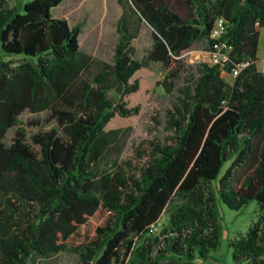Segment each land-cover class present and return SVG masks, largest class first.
Wrapping results in <instances>:
<instances>
[{"label":"trees","instance_id":"trees-1","mask_svg":"<svg viewBox=\"0 0 264 264\" xmlns=\"http://www.w3.org/2000/svg\"><path fill=\"white\" fill-rule=\"evenodd\" d=\"M61 1L25 0L18 10L0 0V264L58 251L74 253L75 264H199L218 243V204L237 210L250 200L257 219L227 245L232 264H264V72L256 67L264 0H115L111 63L97 61L90 77L79 26L50 15ZM217 17L228 62L195 63L196 76L165 111L171 134L142 139L102 167L117 133L107 123L138 112L123 101L137 90L132 75L158 63L156 84L170 92L192 45L208 48ZM140 22L151 42L136 60L130 41ZM240 61L247 64L226 83L220 71ZM24 110H48L55 127L26 138ZM162 213L166 222L152 234Z\"/></svg>","mask_w":264,"mask_h":264},{"label":"rangeland","instance_id":"rangeland-1","mask_svg":"<svg viewBox=\"0 0 264 264\" xmlns=\"http://www.w3.org/2000/svg\"><path fill=\"white\" fill-rule=\"evenodd\" d=\"M19 7L21 4L16 6L18 10L21 9ZM173 7L182 15L186 13L185 7L180 1H176ZM49 12L51 17L64 19L70 26H79L78 48L93 58L86 72H83L84 77H90L92 73L97 71V61L111 63L113 46L117 38L115 22L120 14V8L115 0H64L61 4L51 8ZM137 28V35L130 41V46L132 57L139 60L148 49L151 39L150 29L144 22L138 23ZM263 40L264 31L260 30L258 57L262 54ZM198 62L208 63L207 53L202 42L194 43L183 58V63L187 66L186 71L169 77V81L174 85L170 92H165L160 85L156 84L163 78L158 63L150 62L146 67L140 68L132 75L129 82L135 79L137 90L126 94L123 101L125 107L130 109L136 107L138 112H132L125 116L115 114L107 123L106 128L116 129L117 133L114 141L109 145L110 149L105 153V163L101 164L102 167L119 155H128L130 146L142 139L154 135L162 141L171 134L170 130L164 127L165 111L171 107L172 103H176L178 89L185 85V80L189 74H192L193 77L196 76L197 72L193 65ZM220 76L226 83L231 84L233 77L228 73L222 72ZM18 121L25 130L26 138L37 130L55 127V122L50 118L48 110L38 113H30L24 110L19 114ZM34 121L37 123H31ZM155 121L158 123L157 125L154 123ZM13 132L14 126L5 132L2 138L5 145L10 142ZM34 148L37 149L35 145ZM224 166L225 164L222 169ZM249 167L245 163L237 169L233 178L234 186L240 183ZM218 212L220 226L218 243L216 248L209 252L208 258L205 260L195 259V262L199 264H232L230 247L227 245L228 240L236 234L242 233L250 223L257 219V207L253 200L248 201L237 210L229 209L219 203ZM165 222L166 213H162L152 227V234H156ZM75 262L74 253L58 251L47 257H37L31 264H75Z\"/></svg>","mask_w":264,"mask_h":264},{"label":"built area","instance_id":"built-area-1","mask_svg":"<svg viewBox=\"0 0 264 264\" xmlns=\"http://www.w3.org/2000/svg\"><path fill=\"white\" fill-rule=\"evenodd\" d=\"M224 28V20L221 17H217L213 21L209 31L210 44L208 48L205 49L208 57V63L217 64L220 67L228 62V53L230 49L229 45L224 40H220V37L224 32ZM246 64V61H240L233 64L228 74L231 77H234ZM256 67L260 72H264V51L261 58L257 59Z\"/></svg>","mask_w":264,"mask_h":264},{"label":"crops","instance_id":"crops-1","mask_svg":"<svg viewBox=\"0 0 264 264\" xmlns=\"http://www.w3.org/2000/svg\"><path fill=\"white\" fill-rule=\"evenodd\" d=\"M4 1H5L7 6H17V5L20 6V4H22V2H23V0H4ZM63 1L64 0H62L59 4H61ZM258 45H259V39H258ZM263 51H264V40L262 41V54H263ZM257 52H256V56H257V59H259V58H261L262 54L260 57H258ZM222 72H224V71H220V75Z\"/></svg>","mask_w":264,"mask_h":264}]
</instances>
